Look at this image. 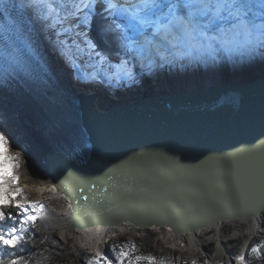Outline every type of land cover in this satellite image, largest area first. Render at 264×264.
Returning a JSON list of instances; mask_svg holds the SVG:
<instances>
[{
    "label": "water",
    "instance_id": "water-1",
    "mask_svg": "<svg viewBox=\"0 0 264 264\" xmlns=\"http://www.w3.org/2000/svg\"><path fill=\"white\" fill-rule=\"evenodd\" d=\"M64 74L75 96L68 115L51 104L67 123L46 148L76 230L187 233L264 212V77L101 105Z\"/></svg>",
    "mask_w": 264,
    "mask_h": 264
},
{
    "label": "snow or ice",
    "instance_id": "snow-or-ice-1",
    "mask_svg": "<svg viewBox=\"0 0 264 264\" xmlns=\"http://www.w3.org/2000/svg\"><path fill=\"white\" fill-rule=\"evenodd\" d=\"M0 16V87L51 79L42 43L77 78L107 84L135 83L137 66L143 75L165 66L264 56V0H0ZM93 28L99 43L91 36ZM20 159L0 128V221L19 217L21 224L35 223L29 208L37 205L16 186ZM16 233L10 227L0 234V243L14 246L20 239ZM134 248L125 245L115 259L97 252L87 264H124L126 258L128 264H165L152 256H133ZM261 248L264 242L251 248L257 259ZM235 259L243 262L245 256Z\"/></svg>",
    "mask_w": 264,
    "mask_h": 264
},
{
    "label": "bare ground",
    "instance_id": "bare-ground-1",
    "mask_svg": "<svg viewBox=\"0 0 264 264\" xmlns=\"http://www.w3.org/2000/svg\"><path fill=\"white\" fill-rule=\"evenodd\" d=\"M16 2L19 3V0ZM16 15L17 13L13 11L12 16ZM2 20L3 17L0 16V22ZM41 51L54 69L53 77L56 81L51 83L52 80L49 79L52 86H47L43 80L34 81L35 84L29 82L28 85L13 81L0 87V128H3L10 137L13 154L19 152L21 155L20 167L16 171L19 177L16 186L23 190V196L29 202L37 205L36 210L29 208V214H31V210L43 228L60 229V231L57 230L60 238L70 235L94 254L97 252L107 254L104 249L106 242L115 235L120 233L137 234L143 229L130 223H123L114 227L98 225L78 230L72 226L70 206L63 195L58 180L53 175L46 148L47 131L51 125L53 123H67L61 114L52 108L51 104H58L68 115L70 113V109L67 107L68 98L75 96L67 88H65L66 92H59L56 85L60 83V74L65 73L64 75L68 76L70 73L73 83L78 87L83 85V88L93 97H98L97 101L101 105H112L121 102L123 98L137 100L152 94L179 93L209 85L245 84L256 78L264 77V56L257 55L254 58L238 57L235 62L222 60L219 64L165 66L162 69H155L151 73L145 72L143 75H139L141 68L137 66L134 69L138 74L135 83L121 82L117 84L113 82L107 84L77 78L73 71L66 67L46 44L42 43ZM242 61L247 65L241 66L242 69L240 70L238 64L243 63ZM57 64L61 73L56 69ZM249 65L252 69L248 67ZM250 75L252 77L248 78ZM41 88L42 90H40ZM40 205L43 207H39ZM230 222H237L248 227L249 237L244 240L242 250L239 253V255L243 253L245 256L249 250L250 240L252 241L264 233V212L257 217L236 219L197 230L195 231L197 234L192 238H188V233H175L169 228L160 229L155 226L150 228L161 233L169 246L187 250L192 254L202 253L207 243L214 242L217 251L209 254H211L210 261L212 264H216L229 256L224 249V241L227 239L221 234V228ZM237 233L238 230L234 232L236 235ZM110 257L112 256L110 255ZM225 260L226 264L240 263L239 260L232 259L230 256Z\"/></svg>",
    "mask_w": 264,
    "mask_h": 264
},
{
    "label": "rangeland",
    "instance_id": "rangeland-1",
    "mask_svg": "<svg viewBox=\"0 0 264 264\" xmlns=\"http://www.w3.org/2000/svg\"><path fill=\"white\" fill-rule=\"evenodd\" d=\"M238 65L240 68L247 64L240 62ZM248 67L251 68L250 65ZM250 77L252 76L250 75L248 78ZM96 97L94 96V98ZM34 210L36 209L34 208ZM30 213L34 215L31 210ZM12 222L14 221L12 220ZM4 226H1L0 234L6 233L10 227L15 226L17 228L16 235L20 239L12 247L0 243V264H10V261L13 259L17 260V264H87L89 260H92L96 256V253L89 252L90 249H86L85 245L78 243L76 238L70 235H66L65 237L62 235L63 238H60L57 231H60V229H45L37 220L35 223L28 222L21 226H17L15 223L10 226L9 222H7ZM150 229H143L137 234H117L106 242L104 249L113 259H115L116 252H119L122 247L134 245L133 252L138 251L136 252V256H152L157 261H164L165 264H193L194 261L196 264H212L210 255L217 251L214 242L207 243L204 246L206 249L204 248L202 253L192 254L187 250L169 246L166 244L161 233L156 232L153 228ZM237 230L238 233L236 235L234 232ZM187 233L188 238H192L197 234V232ZM221 234L227 239L224 241V249L234 259L241 252L244 240L249 237L248 227L240 225L237 222H230L222 226ZM257 237L252 241L250 240L251 243L245 255V260L243 262L240 261L239 264H248L252 255L251 248L264 242V233ZM113 249H115V252ZM228 257L225 259H228ZM225 259L220 260L216 264H226ZM124 264H128L127 258L124 260Z\"/></svg>",
    "mask_w": 264,
    "mask_h": 264
},
{
    "label": "trees",
    "instance_id": "trees-1",
    "mask_svg": "<svg viewBox=\"0 0 264 264\" xmlns=\"http://www.w3.org/2000/svg\"><path fill=\"white\" fill-rule=\"evenodd\" d=\"M97 6H98V8H97V12H98V11L100 12V10L102 9V7H101L100 5H97ZM91 36H92V38H93L94 40H96V41L99 43V37L97 36V33H96V31H95V28H93V30H92V32H91ZM5 211H7V212H13V213L15 212L14 209H7V210H5ZM12 220H13L14 222H12ZM7 222H9L10 226L13 225V223H15V225H17V226H21V225H22V224L20 223V218L17 217V218H14V219H6L5 221H0V228H1V226H2V227H5L4 225H6ZM136 252H138V251H136ZM136 252H132V255H133V256H136ZM260 253H261V257H260L259 259H257V258L255 257V255L252 254V255L250 256V261H249L248 264H264V248H261V249H260ZM140 264H148V262H147V261H141Z\"/></svg>",
    "mask_w": 264,
    "mask_h": 264
}]
</instances>
